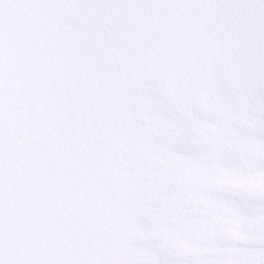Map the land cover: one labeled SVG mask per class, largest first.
Here are the masks:
<instances>
[{"label":"snow or ice","instance_id":"snow-or-ice-1","mask_svg":"<svg viewBox=\"0 0 264 264\" xmlns=\"http://www.w3.org/2000/svg\"><path fill=\"white\" fill-rule=\"evenodd\" d=\"M0 264H264V0H0Z\"/></svg>","mask_w":264,"mask_h":264}]
</instances>
